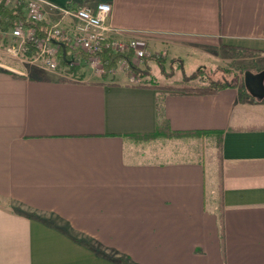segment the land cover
Segmentation results:
<instances>
[{
  "label": "crops",
  "instance_id": "0c3cea01",
  "mask_svg": "<svg viewBox=\"0 0 264 264\" xmlns=\"http://www.w3.org/2000/svg\"><path fill=\"white\" fill-rule=\"evenodd\" d=\"M53 1L109 2V24L148 46L139 69L153 74L156 55L183 67L264 56V0ZM62 67L0 60V264H264V86L189 94L147 71L132 81L122 66ZM218 132L209 203L201 158L159 161L144 148L215 145Z\"/></svg>",
  "mask_w": 264,
  "mask_h": 264
},
{
  "label": "built area",
  "instance_id": "2783aa9c",
  "mask_svg": "<svg viewBox=\"0 0 264 264\" xmlns=\"http://www.w3.org/2000/svg\"><path fill=\"white\" fill-rule=\"evenodd\" d=\"M3 1L9 7L23 9L25 18L8 28L12 43L7 49L30 64L58 70L62 67L64 45L69 66L87 64L104 73L102 54H111L135 81V60L150 53L144 42L123 38L120 31L109 24L112 7L107 1L76 7L53 0Z\"/></svg>",
  "mask_w": 264,
  "mask_h": 264
},
{
  "label": "rangeland",
  "instance_id": "374dc122",
  "mask_svg": "<svg viewBox=\"0 0 264 264\" xmlns=\"http://www.w3.org/2000/svg\"><path fill=\"white\" fill-rule=\"evenodd\" d=\"M11 43L12 39L8 33V29H0V60L5 62L10 68L16 70L19 69L18 67H22L23 65L33 66L34 64L21 60L8 51L7 47ZM151 55L152 53L150 52L143 58L135 60V69H133V72L135 73V80L139 78L138 74H140V76L143 75V77L147 76V79L145 78L147 81L153 85H160V83H162V85H160L162 89L169 91H176L170 88L175 83H179V81L183 82L185 79H190L188 80V83L201 85L207 84L213 80L218 82H235L251 92L245 84L246 72H252L253 74L264 72V56L249 51H231L230 55L228 53L223 60H218L206 65L204 63L200 66L198 65L197 67L193 64H187L183 67L182 62L179 60L170 61L164 57L156 55L155 69L157 71L155 74L151 73L148 70L149 68L144 71L143 69H139L140 63L146 57ZM116 67L118 72H122L121 74H123V71L121 70L122 67L120 64L118 65L117 62ZM146 71L149 75H145ZM128 73L129 75L131 74L129 71ZM193 75H195V77L192 79L191 77ZM141 81L145 82V80H140V82ZM262 81L264 86V77ZM144 148L147 152H150L149 154L151 157L158 159L159 161H182L201 158L206 164L207 201L208 203L212 201V179L214 178V174L219 175L222 170V159L220 158L218 139L215 145L213 143L201 144L196 142L194 144H189L184 141L159 139L154 141V143L145 145Z\"/></svg>",
  "mask_w": 264,
  "mask_h": 264
},
{
  "label": "trees",
  "instance_id": "16d2710c",
  "mask_svg": "<svg viewBox=\"0 0 264 264\" xmlns=\"http://www.w3.org/2000/svg\"><path fill=\"white\" fill-rule=\"evenodd\" d=\"M25 18L24 12L22 7L16 6V7H9L5 4L3 0H0V29L1 30H7L11 25H14L18 19ZM41 31V30H40ZM102 62L105 67V70H110L112 67L116 66V60L113 58L111 54H102ZM68 58L65 59L62 56V66H67ZM195 75H193L191 78L193 79ZM188 80L185 79L183 82L179 81V83H175L173 86H171V89H174L176 91H183L185 93L189 94H212L218 92L220 89L227 87L228 85H235L236 83H230L227 81L218 82V81H211L207 84H190L188 83ZM167 87V86H165ZM158 117H159V125L157 129V133L161 134L164 129L168 126L167 119L164 116L163 108L160 105L158 108ZM222 133L218 132V145L220 147V140H221ZM220 158L222 159L221 150H220ZM30 217L37 216L35 213H26ZM118 261H120L122 264H132L130 262V259L126 256H120L118 258Z\"/></svg>",
  "mask_w": 264,
  "mask_h": 264
},
{
  "label": "water",
  "instance_id": "95a60500",
  "mask_svg": "<svg viewBox=\"0 0 264 264\" xmlns=\"http://www.w3.org/2000/svg\"><path fill=\"white\" fill-rule=\"evenodd\" d=\"M62 47H63L62 56L65 59L66 58V48L64 45H62ZM263 77H264V72L258 73V74H253L252 72H246L245 84H246L247 88L252 92V94H254V95H256V94L262 95L263 94V90H262V88H263V81H262ZM256 83H257V85H256Z\"/></svg>",
  "mask_w": 264,
  "mask_h": 264
},
{
  "label": "flooded vegetation",
  "instance_id": "af4514ba",
  "mask_svg": "<svg viewBox=\"0 0 264 264\" xmlns=\"http://www.w3.org/2000/svg\"><path fill=\"white\" fill-rule=\"evenodd\" d=\"M255 84V83H254ZM256 85H257V83H256Z\"/></svg>",
  "mask_w": 264,
  "mask_h": 264
}]
</instances>
